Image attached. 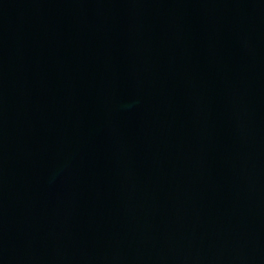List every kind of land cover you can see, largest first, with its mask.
I'll return each mask as SVG.
<instances>
[{
  "label": "water",
  "instance_id": "water-1",
  "mask_svg": "<svg viewBox=\"0 0 264 264\" xmlns=\"http://www.w3.org/2000/svg\"><path fill=\"white\" fill-rule=\"evenodd\" d=\"M0 264H264V0H0Z\"/></svg>",
  "mask_w": 264,
  "mask_h": 264
}]
</instances>
